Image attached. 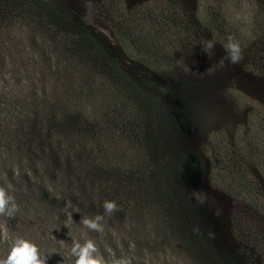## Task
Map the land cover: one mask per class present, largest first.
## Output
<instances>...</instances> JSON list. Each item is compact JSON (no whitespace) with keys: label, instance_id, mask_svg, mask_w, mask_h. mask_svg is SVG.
<instances>
[{"label":"rangeland","instance_id":"obj_1","mask_svg":"<svg viewBox=\"0 0 264 264\" xmlns=\"http://www.w3.org/2000/svg\"><path fill=\"white\" fill-rule=\"evenodd\" d=\"M71 1L130 79L2 14L0 155L24 185L6 189L18 208L0 258L20 236L47 264H74L87 240L103 264H264V0ZM172 177L209 243L168 201ZM96 214L100 231L81 222Z\"/></svg>","mask_w":264,"mask_h":264},{"label":"trees","instance_id":"obj_2","mask_svg":"<svg viewBox=\"0 0 264 264\" xmlns=\"http://www.w3.org/2000/svg\"><path fill=\"white\" fill-rule=\"evenodd\" d=\"M9 8L19 9L33 21L43 25L44 28L49 30L51 35L53 34V38L59 41L65 50H74V52L84 56L85 58L92 56L99 64L97 67L104 65L102 63L103 61L109 62L114 73L111 70L110 72L115 75L112 77L114 80H119L118 78L123 79L125 77L130 79L128 75L129 72L121 64H119V57L114 52L111 53L107 50L97 30L95 31L94 28H92V26H90L85 20L83 9L77 7L71 0H0V19L2 18V14ZM2 59V61L5 60L3 56ZM55 157L56 163L61 166L58 154ZM8 160L9 158L5 154L3 148L0 155V188H4L5 190L8 187L9 189L15 188L13 191L17 192L16 187L24 185L21 182L23 177L22 167H19L13 172L8 168ZM242 179L243 177L239 178L237 176L235 180L240 181ZM261 179L260 185L264 186V180L263 178ZM164 183L167 188L166 192L168 194V201L170 204L172 206L175 204V206L178 207L177 210L180 212L182 218L184 217L185 222L189 220L192 227L200 231L208 242L210 240L208 237V231L201 228L198 229L197 227L200 226L195 224L193 222L194 220H190L193 218L192 214H194V212L191 211V207H193L194 203L191 202L189 199L190 197L188 198L185 196V190L177 187L174 182V177L164 179ZM248 185L249 180L243 179V186H241L242 189H240L239 193L244 194L243 192H245L246 197L253 204V206L258 208L260 204L253 198L255 194L252 193V185L250 187H248ZM262 192L264 193V191ZM24 193L26 192H22L20 195L23 196ZM192 198L196 199L194 196ZM2 216L4 215L0 214V222L3 221ZM37 219L38 218H35L34 220ZM80 228L83 229L82 227ZM81 232L86 233L87 229L86 231L82 230Z\"/></svg>","mask_w":264,"mask_h":264},{"label":"clouds","instance_id":"obj_3","mask_svg":"<svg viewBox=\"0 0 264 264\" xmlns=\"http://www.w3.org/2000/svg\"><path fill=\"white\" fill-rule=\"evenodd\" d=\"M207 48L213 47L211 40L206 43ZM226 48L229 58L235 62L239 58V44L234 42L230 37L227 39ZM115 201L105 200L102 202V208L105 214H110L117 209ZM17 204L14 197L4 188H0V214L4 216H12L17 211ZM103 216L96 214L91 218H82V223L91 230L100 231L102 229ZM5 237H7V229H3ZM96 247L91 240L85 241L83 244L74 242L70 248V253L76 257L74 264H103L102 257L94 255ZM48 258L37 248L36 244L23 237L16 236L11 241L8 254L4 258H0V264H47ZM119 264H126L120 261Z\"/></svg>","mask_w":264,"mask_h":264}]
</instances>
